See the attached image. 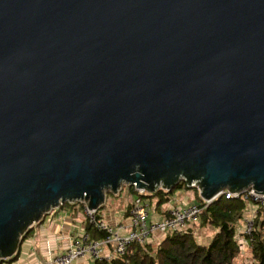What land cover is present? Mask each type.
I'll list each match as a JSON object with an SVG mask.
<instances>
[{
	"label": "water",
	"instance_id": "water-1",
	"mask_svg": "<svg viewBox=\"0 0 264 264\" xmlns=\"http://www.w3.org/2000/svg\"><path fill=\"white\" fill-rule=\"evenodd\" d=\"M181 181L264 195V0H0V261L65 203Z\"/></svg>",
	"mask_w": 264,
	"mask_h": 264
},
{
	"label": "trees",
	"instance_id": "trees-1",
	"mask_svg": "<svg viewBox=\"0 0 264 264\" xmlns=\"http://www.w3.org/2000/svg\"><path fill=\"white\" fill-rule=\"evenodd\" d=\"M131 194L134 192L133 186H127ZM192 190L195 193L197 204L204 208L196 224L180 234H167L155 243L144 245L132 244L122 256L108 260H96L90 264H237L238 257L243 255V245L238 237L245 239V252L250 256L254 264H264V207L257 210L254 216V225L251 237L237 233V226L243 220L248 205L241 198L226 199L223 192L210 204H206L200 199L198 190L194 187L188 188L181 181L172 191L157 190L153 194L143 193L141 198H148L149 202H154L156 208H161L167 204L170 197L177 191ZM122 188L117 195L106 194L105 204L119 199ZM84 208L83 203H65L60 207ZM59 207V208H60ZM131 204L127 205L126 211L129 213ZM96 212L97 219L100 220ZM194 228H212L215 230L210 242L205 245L199 243L193 234ZM32 229V228H31ZM29 229L23 238L29 233ZM86 233L92 240H102L106 238V233L97 230L89 224L87 220ZM16 255L7 262L13 261ZM6 261H0V264Z\"/></svg>",
	"mask_w": 264,
	"mask_h": 264
},
{
	"label": "crops",
	"instance_id": "crops-1",
	"mask_svg": "<svg viewBox=\"0 0 264 264\" xmlns=\"http://www.w3.org/2000/svg\"><path fill=\"white\" fill-rule=\"evenodd\" d=\"M122 191L121 197L99 209L98 215L100 220L109 226L124 225L126 227L124 233H128L132 228L130 227L129 213H127L126 207L132 203L134 194L129 192L127 186H122ZM183 195L184 197H182ZM194 201L195 194L188 198L183 191H177L170 197L167 204L161 208H156L153 201L149 202L147 205L150 209V221L163 220L170 206L180 207L197 204ZM249 216L250 211L246 210L243 220L237 226L238 234L242 233L243 222ZM196 223L197 221L187 224L184 232L191 229V226ZM86 224L87 217L84 208L66 206L52 210L40 223L34 225L30 233L22 239L15 259L2 264H54L53 260L56 256L63 254L82 234L86 233ZM214 233L215 230L212 228H194L193 230L194 236L199 241L201 240L202 244L209 243ZM165 235L160 232H154L147 243L160 241ZM238 240L242 243L244 249L246 245L245 239L238 237ZM101 250L104 258L112 257L113 245H103ZM92 262L91 258L85 257L75 261L73 264H90Z\"/></svg>",
	"mask_w": 264,
	"mask_h": 264
},
{
	"label": "built area",
	"instance_id": "built-area-1",
	"mask_svg": "<svg viewBox=\"0 0 264 264\" xmlns=\"http://www.w3.org/2000/svg\"><path fill=\"white\" fill-rule=\"evenodd\" d=\"M133 188L136 194L134 195L129 210L130 227L132 228L130 232L124 233V230L126 229L124 225L112 227L97 219L96 212L89 211L84 205V210L89 224L97 230L106 233V238L102 240H92L87 233H84L70 246L68 250H66L63 254L56 256L53 263L73 264L75 261L85 257H89L93 261H96L102 259L108 260L122 256L132 244H146L149 237L154 232H160L166 235L180 234L184 232L187 224L198 221L199 216L204 209L198 204L180 207L170 206L167 209L163 220L151 222L149 206L145 204L140 197V195L144 192L136 189L134 186ZM222 194L223 193H221V195ZM224 196L226 199L241 197L248 205L250 216L243 222L242 234L247 237H251L254 225V216L259 208L264 207V195L257 196L253 194L252 189H249L242 194L226 192ZM205 203L210 204L209 202ZM103 245H113L112 257H103L101 250V246Z\"/></svg>",
	"mask_w": 264,
	"mask_h": 264
},
{
	"label": "rangeland",
	"instance_id": "rangeland-1",
	"mask_svg": "<svg viewBox=\"0 0 264 264\" xmlns=\"http://www.w3.org/2000/svg\"><path fill=\"white\" fill-rule=\"evenodd\" d=\"M183 193L186 195V197H191V196H194V192L192 191V190H184L183 191ZM199 195V194H198ZM123 197V196H122ZM182 197H184V195L182 196ZM142 199V201L143 202H145L146 204H149V199L148 198H146V197H144V198H141ZM193 199H194V197H193ZM194 202H197V200L195 199V201ZM197 239V238H196ZM197 241L199 242V243H201L202 241L200 240H198L197 239ZM203 243V242H202ZM208 243H205V245H207ZM236 263L237 264H254L253 263V261H252V259L250 258V256L249 255H247L246 254V252H245V248H244V252H243V255L242 256H240V257H238L237 258V260H236Z\"/></svg>",
	"mask_w": 264,
	"mask_h": 264
}]
</instances>
